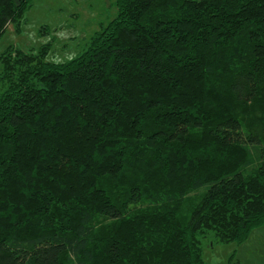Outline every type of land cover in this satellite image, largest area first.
<instances>
[{"label":"trees","instance_id":"obj_1","mask_svg":"<svg viewBox=\"0 0 264 264\" xmlns=\"http://www.w3.org/2000/svg\"><path fill=\"white\" fill-rule=\"evenodd\" d=\"M113 5L69 61L0 56V264H210L264 227V0Z\"/></svg>","mask_w":264,"mask_h":264},{"label":"rangeland","instance_id":"obj_2","mask_svg":"<svg viewBox=\"0 0 264 264\" xmlns=\"http://www.w3.org/2000/svg\"><path fill=\"white\" fill-rule=\"evenodd\" d=\"M113 2L114 0H33V6L25 14L21 24V31L17 32L12 24L7 26L0 40V56L12 45L30 53L50 44L46 61H69L83 51L94 33L115 17L117 9ZM43 28H48V31ZM196 194L193 196H199L202 191ZM203 246L205 260L210 264H228L234 252L235 264H264V227L255 230L241 246L215 243L214 239L205 240Z\"/></svg>","mask_w":264,"mask_h":264}]
</instances>
